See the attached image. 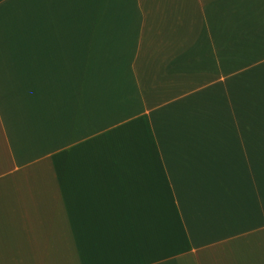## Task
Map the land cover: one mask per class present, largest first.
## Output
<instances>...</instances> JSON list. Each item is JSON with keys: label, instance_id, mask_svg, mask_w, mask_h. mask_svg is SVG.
<instances>
[{"label": "crops", "instance_id": "1", "mask_svg": "<svg viewBox=\"0 0 264 264\" xmlns=\"http://www.w3.org/2000/svg\"><path fill=\"white\" fill-rule=\"evenodd\" d=\"M0 264H264V0H0Z\"/></svg>", "mask_w": 264, "mask_h": 264}]
</instances>
